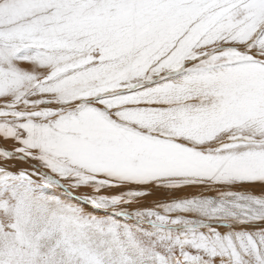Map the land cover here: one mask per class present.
<instances>
[{
    "label": "snow or ice",
    "instance_id": "snow-or-ice-1",
    "mask_svg": "<svg viewBox=\"0 0 264 264\" xmlns=\"http://www.w3.org/2000/svg\"><path fill=\"white\" fill-rule=\"evenodd\" d=\"M0 264H264V0H0Z\"/></svg>",
    "mask_w": 264,
    "mask_h": 264
}]
</instances>
